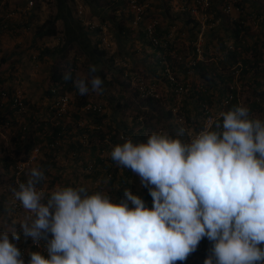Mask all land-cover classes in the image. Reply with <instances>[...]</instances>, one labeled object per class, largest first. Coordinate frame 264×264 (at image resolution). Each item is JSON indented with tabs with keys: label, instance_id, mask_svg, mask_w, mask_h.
<instances>
[{
	"label": "clouds",
	"instance_id": "1",
	"mask_svg": "<svg viewBox=\"0 0 264 264\" xmlns=\"http://www.w3.org/2000/svg\"><path fill=\"white\" fill-rule=\"evenodd\" d=\"M90 83L95 91L103 81L93 76ZM75 86L81 95L89 91L84 79ZM219 115V130L205 127L190 143L152 133L146 143L128 139L113 148L111 158L148 188L152 208L130 190L117 204L72 187H57L44 203L36 190L44 173L32 168L5 204L13 194L18 209L9 208L18 211L20 202L31 214L21 224L34 250L28 264H177L204 238L211 243L204 264H264V122L249 119L244 106ZM19 240L0 232V264H25ZM32 240L46 246L48 258Z\"/></svg>",
	"mask_w": 264,
	"mask_h": 264
},
{
	"label": "trees",
	"instance_id": "2",
	"mask_svg": "<svg viewBox=\"0 0 264 264\" xmlns=\"http://www.w3.org/2000/svg\"><path fill=\"white\" fill-rule=\"evenodd\" d=\"M37 1L38 0H35L34 4ZM81 1L86 6L90 7L91 10L95 11L94 13L100 16V21L105 19V17L110 19V23L114 27L113 39L116 46L115 53L108 56L105 49L97 45L99 41L97 37L99 34V29L96 28L93 31H89L86 27H84L80 19L75 16L72 0H53L55 12L47 16L42 22H36L34 33L36 37L41 39L48 38L49 40H56L55 43H53V47L51 48H39V59H41L45 54H55L57 52L60 58H65L68 54L69 47L75 46L76 49L80 51L81 54L85 56V59L90 63L87 64L86 70L92 79V77L96 76V74L90 71L91 64H106V66L114 68L112 67V63L115 56H120L121 58H125L127 56L130 57V53L126 52V50L123 48L127 42L128 29L127 26L123 24L122 20L118 21L115 19V17L111 18V16H106L105 12H101L99 14L98 12L100 11L98 10L100 8L98 7V9H94V2L96 0ZM254 1L256 0H241V3H248L247 5L250 6L248 9H251V7H253L256 3ZM238 5L239 4L237 3L235 4V6ZM216 12L217 13H214L207 22H214L216 19L217 23H219L218 25L216 24L217 26L212 25L209 27L211 30L207 34L209 39L206 41V44H211L212 38L216 39L217 41L212 43V45H214L213 47L216 45L217 49L221 50L222 56H218L216 62L205 64L203 61L197 60L193 65H191L193 76L197 74L199 79H202L203 81H199L198 84L194 86L189 84L186 91L176 95L171 86L167 84L168 82H166L165 78L162 77L164 86L167 88L165 95H167L168 98L166 97L160 99L161 96L159 95L156 98L149 96H138L137 91L131 89L128 86V83L125 81L121 82L118 80L116 75H112L110 77V81H108L106 84L108 85V88L115 86L117 96L109 95L108 97L102 98H104L105 102L108 103L113 109V111L111 109L110 116L111 122H115L113 125L106 123L108 114L103 109L104 105L100 101H93L99 104V111L81 110L83 104L88 101L90 92L88 91V93L84 95L80 94L78 88L75 86L74 72L72 68L67 69L66 67L60 68L57 66L51 67L47 80L51 87L47 89L45 94L47 97L50 96V88H55L57 94L64 92L69 94L70 105L67 117H65V115V118L63 117L58 121V123H54L55 120H51L46 115V107L42 110V118H34V115H30L28 118V124L30 123L34 125V131H43L42 136L35 135V133L32 131H28L22 136L20 131L21 127L20 129L17 128L12 139L14 145L11 147V149H9L6 155L2 156L0 159L3 160V170H6L9 166H11L10 171H12L15 163L20 159L23 160L26 157L30 147L38 142L43 141L46 142L47 145L54 144V139H60L62 136H64L63 134H71L73 132L75 138H80V141L86 137L87 139L96 137L97 140L95 141L89 140L90 143L87 147L90 148V151H93L94 149L104 151L109 150V154L106 155L109 165H105V170L103 173L108 177V185H111L113 182L118 184V187L115 189V191H108L109 197H111V194L113 193L114 199L112 203H120L121 199H124L125 190H130L134 195H138L145 202L148 208H152V197L149 194L148 188L141 184L140 178L130 169L117 164V162L111 158V152L116 145L123 144L128 139H131L133 143H146L148 136L151 135L153 131H150L149 133H144V131L152 127L154 121L157 123H162V125L158 127L159 134L167 135L170 133V135L175 136L174 139L181 136L182 143H188V134H195L203 128V121L209 115L213 117V121L209 126V130H219L216 128V124L219 123L222 125L223 123V118L219 115V113L221 111L231 110L236 106H241L240 99L244 86L251 87L253 91L257 90V92L255 91V93L251 95H246L244 99V101H247L244 107H247L249 110V119H259L261 122H264V67H262L263 59L259 55V46L261 45V41L259 37H254L249 45H246V37L244 39L243 35L241 36L243 28H246L244 25H242V22L246 21L245 18L250 14L251 10L245 11L238 17L229 20L227 19L229 17L226 15V13H219L218 11ZM258 12L259 11L255 12L254 14L255 21H257L258 16L261 14V12ZM178 14H181L185 17L183 23L189 22L191 24L193 23L194 26L197 25V35L199 30L198 21L196 18L191 17L192 15L187 14L185 11H179ZM17 15L22 16L20 14ZM28 15L29 14H27V16ZM22 17L24 18V16ZM58 19L62 22L61 28H58L55 25V21ZM11 20H4L0 22V31L2 29H4L5 32L22 30L25 29V26H30L29 21L26 22L25 20H15L14 22H16V24L15 27H13L11 23L14 22L10 23ZM263 22L264 17L261 18L259 23ZM219 31H224L223 33L226 34V36H228L227 38L230 40L222 39L221 42L220 37L217 34ZM138 32L139 38L145 40L142 36V33L140 31ZM156 33L158 35H164L167 33V31L159 33L156 29ZM202 34L203 32L201 33V39ZM92 37L96 38L94 42H91ZM228 45L231 47L229 48ZM263 45H261L260 48H262ZM167 49L169 51L171 50L169 43L167 45ZM192 50L193 48L191 45L190 51L192 52ZM149 52V58H151L152 62L154 63L153 68L156 72V67L158 65L155 58V52L161 53L162 50L157 47H151ZM205 55L206 53L204 52V56ZM189 57L187 59H189ZM165 59L168 62L170 55H165ZM3 61L4 58L1 57L0 62ZM66 63L67 62H65V64ZM71 64H73V62H71ZM168 65L171 71L173 67H176L175 64L171 66L169 62ZM236 70L237 74L239 71L240 80L242 76H246L243 78L242 82L239 83V88H236L233 83L232 76L233 72ZM66 72L71 73V79H64V74ZM172 72L176 76L174 71ZM258 73H262L263 77H257L256 74ZM104 74L105 73L101 71L100 77H104ZM184 83L185 81L182 82L183 85ZM88 88H91V83H88ZM0 89L5 88L0 87ZM6 90L11 91V89ZM124 91L129 92V96H125ZM160 100L168 103L169 107L164 110ZM224 100H226V103H224ZM189 102H191L192 105L188 106ZM23 103L26 105L27 109L30 103L24 96ZM1 110V125H4L5 121H8V123L11 125L16 124V119L9 120V117L6 119V114H14V110L11 111L8 109V107L2 108ZM117 112H119L122 116H129L130 122H127L126 119L122 117L118 118L117 120L114 119V113ZM66 118L68 120H66ZM20 125L25 126V124L22 125V123ZM103 125L106 126V130L104 131H102ZM180 129L184 130L183 133L180 132ZM156 130L157 129L155 128V133H157ZM164 132L168 133L165 134ZM177 132H179L180 135ZM119 136H121V138ZM76 140L77 141L72 142V149L74 150L79 149L81 146V142H79L78 139ZM74 143L78 145L77 148L73 146ZM102 158L103 157L99 158L96 156V154H94L91 161L93 166L90 169L94 170L95 164L103 161ZM82 166L86 167L87 163H83ZM93 173L98 174L99 170H95ZM10 178L12 179L11 176ZM0 182H3L1 177ZM99 192L100 191L98 190L95 191V193ZM95 193H88V195ZM130 207H132V205H130ZM2 210L3 204L0 203V212ZM18 245L19 244H17V246ZM210 247L211 243L207 238H204L199 243L197 250L192 253L188 259H192V264H204V260L209 255ZM185 263L186 261H177V264Z\"/></svg>",
	"mask_w": 264,
	"mask_h": 264
},
{
	"label": "rangeland",
	"instance_id": "3",
	"mask_svg": "<svg viewBox=\"0 0 264 264\" xmlns=\"http://www.w3.org/2000/svg\"><path fill=\"white\" fill-rule=\"evenodd\" d=\"M42 1L45 2V11H52L54 8L53 0ZM144 2L146 3L144 22L155 20L157 22V31L159 33H162L163 31H170L172 33L169 43L171 48L170 53L179 55L181 57L180 60H176L170 56V59L168 60L169 64L171 66H173V64L176 65V67L172 68V71H174L180 81H185L189 84H192L193 86L198 84L199 81L202 82L203 80L199 79L197 74L193 76V72H191L190 74L186 75L183 71V62L191 55L190 48L196 37L197 25L194 26L193 23L191 24L189 22L183 23L185 17L181 14H178L179 10H176L175 0H144ZM254 2H256L254 6L251 7V9H248V7H250L247 5L248 3H241V0H210L209 7L207 9V16L211 18L214 13H217L216 11L219 13H225L223 12L222 8L226 4L231 5L233 8L236 7V3L239 4L237 6L239 11L233 9L231 12H229V14H226L229 17L227 18L228 20L238 17L245 11L251 10L250 14L245 18L246 21L242 22V25H244L246 28H243L241 36L243 35L244 39L246 37V45H249L254 37H259L261 45H263L264 22L259 23V21L264 17V0H256ZM72 3L75 16L78 17L82 23L84 21V23L87 22L92 26L88 27L83 23L84 27H86L89 31H93L96 28L99 29V34L97 35L99 41L97 45L101 48H104L108 56L115 53L116 46L113 39L114 27L111 25L110 19L105 17V19L100 21V16L94 13L95 11L91 10V8L86 6L81 0H75L72 1ZM10 4L17 5V2L16 0H13ZM122 5L123 4L118 1L111 0H96L94 2V9L96 10L98 7L100 8L98 10L100 11L98 12L99 14L101 12H105L106 16H111V18L115 17V19L118 21L122 20L123 24L127 26L128 29L127 42L123 48L126 50V52L130 53V57L127 56L125 58H121L120 56H115L112 63V67L115 69L106 66V64H91V66H95V74L103 81L102 85L104 86L101 85L100 88L95 91L92 90L91 86L89 89L90 93L88 100L102 102L104 105L103 109L108 114L106 123L111 125L115 124L114 121L111 122L110 120L112 107L106 103L105 99L102 97H108L109 95L117 96L115 86L108 88V85L106 84L108 81H110V77L112 75H116L119 81H125L128 83V86L131 89L136 91L137 89L133 84V78L140 75L152 82L157 83L156 89L159 93V96H161L160 99L166 97L168 98V96L165 95L167 88L164 86L162 76L154 71V63L152 62L151 58H149L151 46L147 41L139 38V29L132 26L129 14L127 13L124 5ZM78 9H80V13L78 12ZM257 11L261 12V14L258 16L257 21H255L254 14ZM14 15H16L18 21L25 20L27 17L24 16L23 18L17 14ZM13 18H15V16L11 19ZM218 23L215 19L213 25L217 26ZM210 30L211 29L209 27H206L203 31L201 39V58L199 60L203 61L205 64L216 62L218 56H222L221 50H218L216 45L215 47L212 45V43L217 41L216 39L212 38V43L206 44V41L209 39L207 34L210 32ZM34 32L35 29L28 30V28L7 32L2 29L0 31V58H4V61L0 62V87H4L8 90L12 88H18L20 90L22 89L24 92H28V100L30 102L24 113H11L9 115L6 114V119H8V117L9 120L16 119V124H6V121L4 122V125L0 124V159L2 156L6 155L9 149H11V147L14 145L12 139L17 128L20 129L21 127L20 131L22 136L28 131L34 132L35 135L42 136L43 131H34V125L30 123L28 124V118L30 115H34V118H42L41 114L44 104L41 102L45 97V92L49 87H51V85L47 82L51 67L57 66L60 68L66 67L67 69L72 68L74 72V81L77 79H84L87 83H90L91 80L90 74H88L86 70L87 64L90 63L85 59V56H83L81 52L76 49L75 46L69 47L68 54L65 58H60L57 52L55 54H45L41 59H39V48H51L53 47V43H55L56 40L38 38ZM223 32L224 31L217 32L218 36L220 37V41L222 42V39L230 40ZM94 40H96V38L92 37L91 42H94ZM261 45L259 46V55L263 59L262 67H264V45L262 48H260ZM204 52L206 53L205 56ZM65 62L67 63L65 64ZM71 62H73V64H71ZM156 70H158V67H156ZM101 71L105 73L104 77H100ZM233 74V80L237 81L238 83H241L243 78L246 77L244 75L240 80L239 71L238 74L237 71H235ZM256 75L257 77H263L262 73H258ZM28 89H30V91H28ZM255 91L257 92V90ZM255 91H253L251 87H243V92L240 99L241 106H244L247 102L244 101L245 96L251 95L255 93ZM124 95L129 96V92L124 91ZM160 102L163 105L164 110L169 107L168 103L161 100ZM190 105H192L191 102H189L188 106ZM1 111L2 110L0 109V113ZM121 117L125 118L127 122H130L129 116H122L119 112L114 113V119L117 120ZM21 123L22 125L25 124L24 128H22L23 126L20 125ZM160 125H162V123H157L154 121L152 127L148 128L146 131H144V133H149L150 131L155 133V128L157 129L156 132L158 133V127ZM104 130H106L105 125L102 126V131ZM177 133L180 135L179 132ZM73 134L74 132L71 134L65 133L63 134L64 136H62V138L54 139L53 146H50V144L47 145V143L43 141L36 143V145L40 146L41 152L33 163L24 168L18 182H15L10 178L11 166L8 167L9 169L7 168L6 170H3V160H0V177L3 181L0 182V203L3 204V210L0 212V232L8 233L10 238L13 232L19 234L20 240L15 243L19 244L18 246L23 247L24 251H26L25 264H28L30 254L34 252V250L31 248L29 249V245L26 244L25 241L28 239V237L24 236L21 229V224L26 220H29L30 223L31 220L29 217L31 214L28 212V210L22 207L20 202L18 211H12L9 207L6 209L5 204L8 196L7 194L13 193V188L18 189L17 185L27 181L28 173L32 168H38L44 173V179L36 185V190L38 192L42 191L45 194L44 200L42 201L44 203L47 202V199L50 198L51 192L57 187H72L74 189L84 188L86 189L87 194L95 193V191L98 190L100 191V194L106 195L110 201L113 202V193L111 194V197H109L108 191H115V189L118 187V184L113 182L111 185H108V177L103 173L105 170V165H109V161L106 158V155L109 154V150L104 151L94 149L93 151H90V148L87 147L90 143L89 140L95 141L97 138L92 137L87 139L86 137L80 141V138H75V135ZM167 135L171 138L175 137L174 135H170V133ZM76 139L81 142V146L79 149L74 150L72 149V142L77 141ZM179 139L182 140L181 136ZM73 146L75 148L78 147V145L75 143ZM94 154H96V156L99 158L103 157V161L95 164L94 170H88L86 167H83L82 164L90 163ZM95 170H99V173L94 174L93 172ZM130 205L131 204H129V206ZM191 261L192 259L189 258L186 260L185 264H192Z\"/></svg>",
	"mask_w": 264,
	"mask_h": 264
},
{
	"label": "built area",
	"instance_id": "4",
	"mask_svg": "<svg viewBox=\"0 0 264 264\" xmlns=\"http://www.w3.org/2000/svg\"><path fill=\"white\" fill-rule=\"evenodd\" d=\"M11 1L13 0H0V22L4 20H11V18L14 17V14L27 16V14H29L28 12L30 11V8L35 2V0H16L17 5H11ZM111 1H118L122 3L127 13L129 14L132 26L139 29V31L142 33L143 38L148 42L151 47H157L162 50L161 53L155 52V58L158 65V70H156V73L165 78L166 82H168L167 84L171 86L176 95H179L181 94V92L186 91L189 83L185 82L183 85V81L177 79V77L170 70L168 62L165 59V55H170L176 60L181 59L179 55L171 54L170 51L167 49V45L168 43H170L172 33L168 31L164 35H158L156 33L157 22L155 20L144 22V14L146 7V3L144 2V0ZM175 4L176 10L185 11L187 14L192 15L191 17L196 18V20L198 21L199 32L196 35L194 42L192 43L193 50L189 59L183 62V71L186 75H188L192 72L191 65H193L195 61L201 58V33L205 30L206 26L210 27L214 24V22H207L210 19L207 16V9L209 7L210 0H175ZM233 9L239 11V8L237 6L233 8L229 4L224 5V7L222 8L223 12H225L226 14H229V12H231ZM78 12L80 13V9H78ZM84 25L92 27L87 22H85ZM228 47L230 48L231 46L228 45ZM233 83L236 88H239V83L237 81L233 80ZM133 84L136 86L137 93L141 97L149 96L156 98L159 95L156 89L157 83L152 82L140 75L135 76L133 78ZM49 92L50 96L46 97L44 103V108L46 107L47 109L46 115L51 120H55L54 123H58V121L61 120L65 115V117H67L70 105V96L66 92L57 94L55 88H50ZM224 103H226V100H224ZM5 107H8V109L11 111L14 110V113L25 112L26 105L23 103V94L20 89L13 88L11 89V91H7L6 89H0V109ZM81 110L99 111L100 106L98 103L88 100L86 103L83 104ZM212 121L213 117L210 115L207 116L203 121V128L195 134H188L187 142L190 143L191 139H193L205 127L209 128ZM22 128H24V126ZM119 137L121 138V136ZM50 146H53V144H50ZM40 152L41 149L39 145H32L28 150L26 157L23 160L17 161L15 163V166L12 170V175L15 182L19 181L24 168L33 163L37 159ZM92 166L93 164L91 162L87 163L86 169H90ZM7 204L13 210L18 209V200L14 198L13 194L9 195ZM31 243L39 249V252L43 256L47 254V257L45 258H48L46 246L41 243L40 240L37 242H33L32 240Z\"/></svg>",
	"mask_w": 264,
	"mask_h": 264
},
{
	"label": "crops",
	"instance_id": "5",
	"mask_svg": "<svg viewBox=\"0 0 264 264\" xmlns=\"http://www.w3.org/2000/svg\"><path fill=\"white\" fill-rule=\"evenodd\" d=\"M44 3H45L44 1L39 0L38 2H36L35 4H33L34 6H32L30 8V11L28 12L29 13V16H27L26 19H25L26 22L29 20L30 26L29 27L28 26H25V28L27 27L28 30L34 29V27L36 25V22H42L47 16H49L50 14H53L55 12V7L52 9V11H45V9H44V7H45L44 6ZM14 16H15V18H13L10 21V23L11 22H14L15 20H17L16 15H14ZM35 17H36L37 20L35 19ZM15 24H16V22L11 23V25H13V27H15ZM55 25H56V27L61 28L62 27V22L58 19V20L55 21ZM21 91H22L23 96L26 98V100L29 101L28 100V92L26 93L22 89H21ZM28 91H30V89H28ZM44 96L45 97H44L43 101H45V99L47 97L46 94H44ZM43 101L41 102L42 104L45 103Z\"/></svg>",
	"mask_w": 264,
	"mask_h": 264
}]
</instances>
